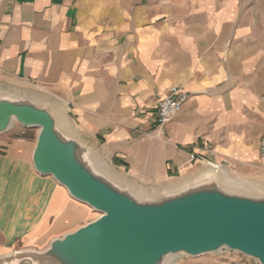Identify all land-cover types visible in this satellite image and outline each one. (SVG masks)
<instances>
[{
	"label": "crops",
	"instance_id": "obj_1",
	"mask_svg": "<svg viewBox=\"0 0 264 264\" xmlns=\"http://www.w3.org/2000/svg\"><path fill=\"white\" fill-rule=\"evenodd\" d=\"M175 87L188 102L164 137L147 136ZM0 90L47 107L71 140L135 188H173L203 164L257 180L264 1L0 0ZM22 130L0 139V257L47 249L99 217L37 173L39 132ZM192 154L204 162L192 164ZM172 264L257 262L224 252Z\"/></svg>",
	"mask_w": 264,
	"mask_h": 264
},
{
	"label": "water",
	"instance_id": "obj_2",
	"mask_svg": "<svg viewBox=\"0 0 264 264\" xmlns=\"http://www.w3.org/2000/svg\"><path fill=\"white\" fill-rule=\"evenodd\" d=\"M14 122L39 130L37 173L52 176L101 217L53 240L44 252L15 251L0 257V264H171L183 255L224 251L264 264V199L227 194L217 181L201 191L183 184L178 194L170 188L158 199L104 173L47 107L0 90V134ZM150 194V203L133 198Z\"/></svg>",
	"mask_w": 264,
	"mask_h": 264
},
{
	"label": "rangeland",
	"instance_id": "obj_3",
	"mask_svg": "<svg viewBox=\"0 0 264 264\" xmlns=\"http://www.w3.org/2000/svg\"><path fill=\"white\" fill-rule=\"evenodd\" d=\"M134 1H136V0H134ZM137 1H139V0H137ZM22 129H26L25 132H24L25 134H30V132H28L29 130L27 128H24L18 122H14L13 126L9 130L10 133H11L10 136L12 138L13 137L16 138V137H19V136H26V135H23V130ZM31 130H32L31 135H32V133H34L36 131L39 132V130L36 129V128L31 129ZM4 135H5V133L0 134V139H4L6 137V136L4 137ZM261 141H262V139H261ZM260 147H261V142H260ZM200 162H204V161L203 160H199L196 163H200ZM212 166H214L217 169H219V171H217V172L215 171L214 172V170L210 169L211 166L207 165V164H203L201 166H198L197 169H196V172H195V175L197 177L196 179H194V177L191 180L190 179H186V180L175 179L173 181L175 185H174L173 189H171L170 191L172 192L174 190L172 192V194H178L181 189L176 190L177 186L182 187L183 184H187L188 185L186 187V189H192V190L201 191L206 185L207 186H211V184H213V183H215L217 181L218 184H221L223 190L227 194L229 193V194H235V195H239V196H246V197L250 196V197H253V198L264 199V169L260 170L259 179H257V180H247V179H242L239 175H236V174H233V173H229V172L223 170L222 165H212ZM101 169L104 171V173H106L108 175H112L115 178V180L120 179V180H122L123 183H125V184L128 183V184L132 185L130 182L127 181V179L125 177L122 178L120 176L117 168H115V166H113L112 164L102 163L101 164ZM208 181H210V183ZM138 189L140 191H142V192L146 191L145 189H140V188H138ZM165 190H167V189H165ZM165 190L164 189L163 190H150V191H146V192L156 193L155 195L157 196L158 199H163V198L166 197L165 196L166 194L163 193ZM152 195L153 194H150V195H147V196L146 195H134L133 198L135 200L141 201L143 203V202L151 201L152 198H153ZM148 203H150V202H148ZM95 213H96V215L100 216V213H98L97 211H95ZM60 238H62V237L55 238L53 240L60 239ZM50 244H49L48 248L50 247ZM47 249H44V250H39V249L37 250L36 249V250H33V251H36V252L40 253V252L46 251ZM24 250H30V249H21V250H18V251L22 252ZM12 253H15V251L12 252ZM182 257H189V256L183 255ZM248 259H250V258H248ZM250 260H253V259H250ZM253 261H255V260H253Z\"/></svg>",
	"mask_w": 264,
	"mask_h": 264
},
{
	"label": "built area",
	"instance_id": "obj_4",
	"mask_svg": "<svg viewBox=\"0 0 264 264\" xmlns=\"http://www.w3.org/2000/svg\"><path fill=\"white\" fill-rule=\"evenodd\" d=\"M189 98L190 96L188 95V93H186L182 89L177 87L172 88L169 91L168 95L159 102L157 110L153 117L152 129L147 133V136H152L155 139L164 137L166 134V127L174 119V117L183 110ZM260 152L262 158H264V136L262 137ZM199 160L204 161L205 159L200 155H190L191 163H195Z\"/></svg>",
	"mask_w": 264,
	"mask_h": 264
},
{
	"label": "bare ground",
	"instance_id": "obj_5",
	"mask_svg": "<svg viewBox=\"0 0 264 264\" xmlns=\"http://www.w3.org/2000/svg\"><path fill=\"white\" fill-rule=\"evenodd\" d=\"M100 217H101V215H100V216H99L97 219H99ZM97 219H96V220H97ZM173 261H174V260H173ZM173 261H172V262H170V263L172 264V263H173Z\"/></svg>",
	"mask_w": 264,
	"mask_h": 264
}]
</instances>
